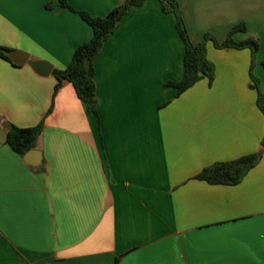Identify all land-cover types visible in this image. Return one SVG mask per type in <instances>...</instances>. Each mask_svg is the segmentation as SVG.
<instances>
[{"label": "crops", "instance_id": "0c3cea01", "mask_svg": "<svg viewBox=\"0 0 264 264\" xmlns=\"http://www.w3.org/2000/svg\"><path fill=\"white\" fill-rule=\"evenodd\" d=\"M127 0H66L105 17ZM61 0H0V48L67 68L93 37ZM194 44L215 67L187 92L174 14L156 0L132 8L94 62L97 114L69 82L0 57V264H264V0H177ZM51 6V7H49ZM10 59V58H9ZM44 123L30 160L10 126ZM262 154L236 186L197 177Z\"/></svg>", "mask_w": 264, "mask_h": 264}, {"label": "trees", "instance_id": "16d2710c", "mask_svg": "<svg viewBox=\"0 0 264 264\" xmlns=\"http://www.w3.org/2000/svg\"><path fill=\"white\" fill-rule=\"evenodd\" d=\"M149 0H127L123 5L112 10L105 17H93L87 12H80L72 8L66 0H61L60 5L64 9L78 14L93 30L92 39L79 46L73 55L70 65L63 69H55L53 76L57 81L55 93L62 88L64 81L73 85L77 96L86 105L89 113L97 114V85L95 82L94 62L101 54L105 44L115 33L118 23L135 7H142ZM160 3L163 13L174 14L176 18V30L184 44V77L180 82H167V87L178 90V95L193 88L202 79H208L212 84L215 79V67L207 57V44L212 42L217 49H250L255 56L259 50L258 42L247 40L236 42L234 34L245 31V25L233 29L227 39L222 43L211 34H207L203 42L194 44L184 16L177 0H156ZM51 7V6H49ZM10 50L0 48V57L9 61ZM253 89L257 91V105L264 116V94L259 87V81L253 76ZM42 122L34 128L21 129L10 126L7 130V144L20 156H25L29 151L35 150L39 136L43 131ZM262 154L251 155L229 163H218L203 170L197 180L205 181L211 185L236 186L245 176L260 162Z\"/></svg>", "mask_w": 264, "mask_h": 264}, {"label": "water", "instance_id": "95a60500", "mask_svg": "<svg viewBox=\"0 0 264 264\" xmlns=\"http://www.w3.org/2000/svg\"><path fill=\"white\" fill-rule=\"evenodd\" d=\"M10 60L16 65H25L28 64L37 74L41 76H49L53 71V66L46 61H31L27 56H23L20 53L13 52L9 54ZM68 81H64V84H67ZM37 153L36 150H31L26 154L28 160L34 157Z\"/></svg>", "mask_w": 264, "mask_h": 264}]
</instances>
